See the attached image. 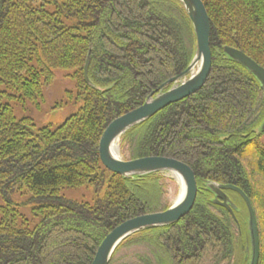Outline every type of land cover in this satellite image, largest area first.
I'll use <instances>...</instances> for the list:
<instances>
[{"label": "trees", "instance_id": "trees-1", "mask_svg": "<svg viewBox=\"0 0 264 264\" xmlns=\"http://www.w3.org/2000/svg\"><path fill=\"white\" fill-rule=\"evenodd\" d=\"M201 1L212 53L204 86L120 137L124 160L188 165L194 206L173 225L127 238L109 264H230L244 220L213 203L210 183L249 198L264 264V92L223 53L237 49L264 68V0ZM195 50L178 0H0V264H91L115 227L168 209L162 173L125 179L108 171L99 141L109 123L184 72ZM56 71L72 72L78 113L55 128L17 120L11 102L41 100ZM82 187L104 192L93 203L61 194ZM23 191L35 205L29 220L11 200Z\"/></svg>", "mask_w": 264, "mask_h": 264}, {"label": "water", "instance_id": "water-1", "mask_svg": "<svg viewBox=\"0 0 264 264\" xmlns=\"http://www.w3.org/2000/svg\"><path fill=\"white\" fill-rule=\"evenodd\" d=\"M183 6L191 24L196 40V50L189 66L178 76L168 80L153 92L136 109L114 119L104 130L99 141V159L108 171L125 179L142 177L155 173H169L179 177L183 186V195L165 211L146 214L126 220L110 231L98 246L91 264H109L118 248L130 236L148 229L166 227L179 222L193 208L197 196V183L194 172L186 164L166 157H146L136 160H122L114 152V144L131 128L142 124L171 104L180 102L198 92L205 84L212 65V53L209 46L210 21L201 0H178ZM223 53L234 63L248 71L260 84L264 92V68L243 52L224 47ZM90 58L83 70L84 81L91 86L88 78ZM197 70L194 72L195 67ZM170 86L168 90L165 88ZM264 131V122L261 125ZM207 189L213 194V203L227 210L235 219L236 206L228 192L235 193L243 202L247 211V229L250 245L249 264H258L259 239L254 210L244 192L232 185L210 183Z\"/></svg>", "mask_w": 264, "mask_h": 264}, {"label": "rangeland", "instance_id": "rangeland-1", "mask_svg": "<svg viewBox=\"0 0 264 264\" xmlns=\"http://www.w3.org/2000/svg\"><path fill=\"white\" fill-rule=\"evenodd\" d=\"M197 67L198 66H196V68ZM71 74V71H56L53 84H51L44 90L43 98L41 100H37L36 102H31L28 100L24 102L12 101L11 106L13 108L15 118L17 120L27 118L31 120V122L37 129L46 126L55 128L61 125L69 116L78 113L82 106V103L77 100V89L75 87L74 81L71 78ZM262 141H264V137L262 138ZM116 145L118 147L117 156L120 159H123L120 151V138L116 142ZM162 175L166 179V191L168 198L167 205L169 208L180 197L181 185L180 182L176 181L171 174L163 173ZM103 192V189L97 193L96 189H93L92 187H82L77 189H64L62 190L61 194L67 199L93 203L99 197H101ZM228 196L232 203L236 206V211H240V220H244L242 225L244 226V230L246 233L243 241L240 240L236 242L235 256L230 264H249L250 250L248 249L249 240L247 229V214L245 213V207L239 200V197L235 195V193L234 195L233 192L229 193ZM11 200L15 205L19 206L18 209L25 218H27L28 220L31 219V210L35 205L28 202L27 193H25L24 191L20 192V194L16 196L14 195ZM4 204L5 203L0 199V207L4 206ZM242 259L244 262L242 261Z\"/></svg>", "mask_w": 264, "mask_h": 264}, {"label": "bare ground", "instance_id": "bare-ground-1", "mask_svg": "<svg viewBox=\"0 0 264 264\" xmlns=\"http://www.w3.org/2000/svg\"><path fill=\"white\" fill-rule=\"evenodd\" d=\"M196 69H197V68L195 67L194 72L196 71ZM113 149H114L115 154L117 155V153H118V147H117V145H116V142H115V144H114V148H113ZM171 175L174 177V179H175L176 181L180 182V185H181V194H180V196L183 195L184 190H183V186H182L181 180L179 179L178 176L173 175V174H171Z\"/></svg>", "mask_w": 264, "mask_h": 264}]
</instances>
